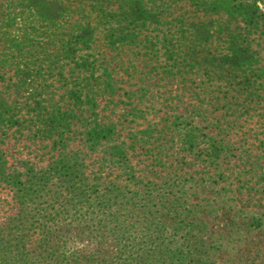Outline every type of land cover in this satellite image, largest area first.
Returning <instances> with one entry per match:
<instances>
[{
	"label": "trees",
	"instance_id": "obj_1",
	"mask_svg": "<svg viewBox=\"0 0 264 264\" xmlns=\"http://www.w3.org/2000/svg\"><path fill=\"white\" fill-rule=\"evenodd\" d=\"M250 35L261 40L257 49ZM98 46L154 59L165 74L196 67L229 85L238 73L242 88L258 86L264 0H0V124L21 129L26 108L34 113L32 137L57 151L45 166L14 167L0 147V185L18 208L0 223V264H213L219 238L208 233L205 206L189 199V179L157 184L139 177L116 125L97 120L98 96L115 90ZM59 89L69 107L51 102ZM86 110L90 120L81 117ZM75 121L83 123L85 149L104 144L108 167L130 168L126 178L135 189L101 180L102 166L87 173V154L72 146ZM186 135L195 146V135ZM220 151L208 138L198 153L213 162Z\"/></svg>",
	"mask_w": 264,
	"mask_h": 264
},
{
	"label": "rangeland",
	"instance_id": "obj_2",
	"mask_svg": "<svg viewBox=\"0 0 264 264\" xmlns=\"http://www.w3.org/2000/svg\"><path fill=\"white\" fill-rule=\"evenodd\" d=\"M189 14L204 17L202 12ZM249 40L256 49L261 42L257 35H250ZM95 51L115 84L113 93L98 96L96 118L116 125L133 173L157 184L170 177L189 179L184 182L193 194L189 199L205 206L201 216L208 233L219 238L213 264H264V223L259 228L253 226L255 217L264 215V77L258 86L242 88L238 73L236 84L233 81L234 85H229L213 72L206 75L196 67L183 76H174L165 74L159 62L141 54L133 56L132 52L100 46ZM260 57L264 58L263 54ZM63 92H52L51 102L69 107ZM46 105L50 106L48 102ZM22 113L21 129L0 124V147L11 166L20 167L22 161L45 166L57 151L50 140L32 137L35 127L30 128L33 123L28 120L34 113L26 108ZM176 115L182 116L176 120ZM89 116L87 110L81 115L90 120ZM81 124L74 122L78 133L72 146L87 154V173L96 174L102 166L101 180H115L135 189L126 178L130 168L108 167L102 158L104 144L97 152L85 149L79 134L84 129ZM186 134L195 135V146L189 147ZM208 138L221 150L213 162L203 160V153H198L208 147ZM2 186L0 223L18 210ZM260 220L264 222V216Z\"/></svg>",
	"mask_w": 264,
	"mask_h": 264
},
{
	"label": "clouds",
	"instance_id": "obj_3",
	"mask_svg": "<svg viewBox=\"0 0 264 264\" xmlns=\"http://www.w3.org/2000/svg\"><path fill=\"white\" fill-rule=\"evenodd\" d=\"M76 245H77V247H83V245H82V244H80V242H79V241H77V242H76Z\"/></svg>",
	"mask_w": 264,
	"mask_h": 264
}]
</instances>
